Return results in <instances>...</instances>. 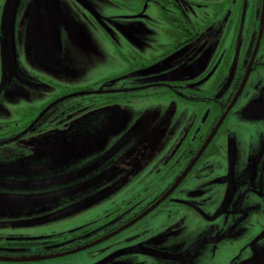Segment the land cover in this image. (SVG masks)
Wrapping results in <instances>:
<instances>
[{"label":"flooded vegetation","instance_id":"flooded-vegetation-1","mask_svg":"<svg viewBox=\"0 0 264 264\" xmlns=\"http://www.w3.org/2000/svg\"><path fill=\"white\" fill-rule=\"evenodd\" d=\"M224 1L56 0L57 12L52 17L42 15L33 1L32 11L36 9L45 23L42 33L58 26V33L65 37L79 33L72 13L76 9L101 33L109 29L106 33L119 38L120 44L129 43L132 58L144 54L141 48L154 41L155 33L140 24L130 26L131 19L163 22L178 41L159 58L145 53L146 61L126 70L123 65L119 76L89 83L73 81L67 88L44 83L43 94L36 97L48 102L35 122L45 116L30 131L36 140L47 135L64 146L60 149L64 156L56 162L65 164L66 151L99 133L101 144L106 139L118 142L108 152L116 156L114 173L89 195L100 194L93 204L101 203L103 209L89 226L57 234L6 231L48 226L70 215L53 218L69 206L43 214L44 206L21 220L0 221V264H192L194 259L195 264H264V189L254 188L264 186V0H226L225 16L213 28L215 19H199L202 8ZM249 8L253 18L247 21ZM25 19L26 12L18 15L14 33L19 52L25 48ZM204 32L209 35L203 36ZM80 35L81 44L89 45ZM1 38L2 33L0 44ZM122 45L114 52H124ZM192 46L194 52L184 53ZM198 53L202 57L189 67ZM173 54L182 55L183 62L167 68L161 60ZM209 57V70L200 74V66ZM144 69L147 75L141 76ZM141 90L147 91L143 95L147 97V126L141 131L133 128L118 140L116 123L127 119L121 117L122 112L129 117L128 109L139 102L142 95L136 93ZM159 94L163 97L154 96ZM153 104L155 108L148 109ZM129 139L135 142L127 150ZM37 144L30 142L33 147ZM234 184L244 191L234 195ZM45 198L35 202L46 205ZM72 257L76 260H66Z\"/></svg>","mask_w":264,"mask_h":264},{"label":"rangeland","instance_id":"rangeland-1","mask_svg":"<svg viewBox=\"0 0 264 264\" xmlns=\"http://www.w3.org/2000/svg\"><path fill=\"white\" fill-rule=\"evenodd\" d=\"M33 1L19 0L16 5L12 17L14 32L16 33V25L19 21L18 15L21 13L26 12V19L34 16L33 21L36 26L26 23V29H24L26 36L25 48L19 52L16 49L19 42L16 45L14 43V48L10 52L11 56L14 57V62L9 67L2 65L1 54H5L6 48L0 44V138H2L0 142L3 143V149L1 150L3 154H0V184L1 182L5 183L2 188L0 187V221L2 222L4 220H21L20 218L23 215H30L35 209H43L44 206L46 211H43V214L50 211H59L67 206L72 207L80 200L91 197L89 195L97 189H101L109 180L108 176L114 173L112 159L116 156H108V152L118 142L114 143L112 140L106 139L101 144L99 140L101 134L99 133L86 138L84 144H77L79 146L66 151L65 157H69V159L65 164L56 162L61 161L60 158L63 156L61 148L50 151L48 148L39 149L38 146L33 147V145H30L31 141L42 145L51 141V137L49 138L47 135L36 140V136H33L30 132L32 127L40 124L45 116L40 117L39 123L35 122L38 119L37 117L43 114L38 111L44 107V103L48 102L39 101V98L36 97L38 94H43L41 88L46 87L44 83L51 81L64 84L63 86L67 88L65 85L73 81L79 82L81 80L89 83L91 80L97 81L98 79L103 80L119 76L123 65L126 70L129 66L134 67L135 64L146 61L147 55L145 53H149L151 58H159L162 52L168 50L170 46L178 41V38L169 35L163 22L152 24L148 21L146 24L144 21L131 19L128 22L130 26L135 27L140 24L148 32L154 31L155 33L154 41L147 43L146 48H141L144 54L139 56V59H141L139 60L135 56L132 58V55L129 54V52L132 53V47L129 43L128 45L120 44L119 38L106 33L109 29L104 28L105 33H101L95 23L91 20L86 21L82 12L76 9H72V13L74 19L78 21L77 25L80 31L79 33H73L74 37H65L64 33H58L61 32L60 26L57 30L49 28L42 33V29L46 28L43 27L45 23L40 20L35 10L32 11ZM6 3H8L7 0L2 4L0 1V6H3L2 10ZM226 3L225 0L221 5L205 7L204 11L202 8L198 14L199 19L203 20L208 17L215 19L213 21H216V23L211 25V28H213L218 24L219 19L225 16ZM110 12L111 14H118V11L111 10ZM155 15L159 17L157 12H155ZM245 18L247 21L253 18L252 8H249V11L245 13ZM224 24L226 23L224 22ZM246 26L248 28L249 22H246ZM222 28H225V26L223 25ZM39 29L40 33H38ZM85 30L88 33H85ZM205 32L202 34L206 37L209 33ZM80 33L89 45L81 44ZM133 34L137 36L147 35V33ZM71 39L75 42L72 45L73 47H70ZM65 42H67L65 46H62ZM21 43H23L22 40L20 45ZM120 45H122L124 52L115 53L117 46L120 48ZM187 49L189 51L184 52L187 55L194 52V46ZM201 54L198 53L188 66H196L199 58L202 57ZM182 60V55L177 54L175 56L173 54L161 61H165L164 65H169L167 68H171L177 66V63ZM161 61L156 62V65ZM210 62L211 57L200 66V74H204L209 70ZM200 74L197 72L195 76L198 77ZM143 75H147V69L141 72V76ZM55 89L60 88L55 87ZM136 94H141L142 97L135 107L128 109L129 117L125 112H122L121 117L125 116L127 119H121L116 123L117 128L120 127L118 132L116 129L117 133L115 135V138L120 137L118 140H121L133 128L141 131L143 127L147 126V97L143 99V95L147 94V91L141 90ZM154 108V104L148 107V109ZM115 138L113 141H115ZM126 141L130 142L125 147L128 150L135 141H132V139ZM96 143L99 144V148H95ZM32 147L33 149L28 151V148ZM68 176L70 178L66 182L60 183L59 179ZM47 183L48 185L44 186ZM254 188L262 191L264 186L261 183L259 186H254ZM234 189H237V191L233 190L234 195L244 191V188L239 187L237 184ZM43 196H46V201H44L46 205H42V202H27L26 204L15 201V203H9L11 199H32L33 197L41 198ZM101 206L102 204L97 202L86 209L71 213L72 215L48 222V226H28L24 229L6 228V231L17 235L47 232L57 234L69 230L74 231L80 227L89 226L87 223L91 220L94 221L96 215L103 210ZM75 258L72 257L66 260L74 261ZM167 264H188V261L187 263L167 262ZM192 264H195V259Z\"/></svg>","mask_w":264,"mask_h":264},{"label":"water","instance_id":"water-1","mask_svg":"<svg viewBox=\"0 0 264 264\" xmlns=\"http://www.w3.org/2000/svg\"><path fill=\"white\" fill-rule=\"evenodd\" d=\"M18 1L19 0H7L8 3H6V6L4 7V9L2 11V15H1V33H2L1 45L7 49V50L5 49V51H6L5 54H1V58H2V65L8 66V67L10 65H12V63L14 62V57L11 56V54H10L11 50H13V48H14L13 45H14V33H15L14 32V22H12V17H13V14H14V11H15V8H16ZM47 1H49L48 2L49 4L47 3V4L43 5V4H41L42 0H35L34 6H36V9L38 11L44 12L42 15L52 17L57 12L56 11L57 2H56V0H47ZM40 9H44L45 11H42ZM27 23L29 25H34L35 22L33 21V16L30 19H27ZM94 134H96V132ZM36 146H38L39 149H47L48 148V149H50V151L57 149V148L64 149V146H59V144L57 142L53 143L52 141H50L46 144H43V145L37 144ZM66 180L67 179H65V177L59 179L60 183H64ZM4 185H5V183L1 182L0 187L2 188ZM45 185H48V183L44 184V186ZM100 196L101 195L99 194V195H96L94 197L88 198L84 201H81V202L77 203L76 205L72 206L71 208H68V209L62 211V213L56 215L53 218H57V217H60V216L66 215V214H71V213H75L77 211H80V210L84 209L85 207L93 204L97 200H99L101 198ZM41 198H44V196ZM32 199H34V200H32ZM32 199H27V198L26 199H20V200L11 199L9 203H15V201H17V202L27 204V202L32 203V202L37 201L39 198L33 197ZM5 203H6V201H5Z\"/></svg>","mask_w":264,"mask_h":264}]
</instances>
